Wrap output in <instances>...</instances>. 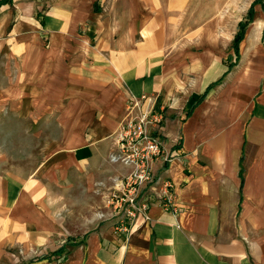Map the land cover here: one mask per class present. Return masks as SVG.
<instances>
[{
    "label": "crops",
    "instance_id": "obj_1",
    "mask_svg": "<svg viewBox=\"0 0 264 264\" xmlns=\"http://www.w3.org/2000/svg\"><path fill=\"white\" fill-rule=\"evenodd\" d=\"M254 1L233 21L223 0L0 5V264H264V0ZM142 93L167 109L176 156L153 173L157 189L173 184L179 212L150 194L148 218L117 235L101 194L130 167L110 161L111 135Z\"/></svg>",
    "mask_w": 264,
    "mask_h": 264
},
{
    "label": "built area",
    "instance_id": "obj_2",
    "mask_svg": "<svg viewBox=\"0 0 264 264\" xmlns=\"http://www.w3.org/2000/svg\"><path fill=\"white\" fill-rule=\"evenodd\" d=\"M165 114V107L158 106L156 95L142 93L129 99L119 123L110 160L129 166L130 171L114 179L104 199L107 219L117 235H129L136 218H148L150 194L157 197L164 211L179 212L170 192L173 184L166 181L157 189L158 180L153 173L155 160L167 163L176 156L165 147ZM144 187L149 188L147 192Z\"/></svg>",
    "mask_w": 264,
    "mask_h": 264
},
{
    "label": "rangeland",
    "instance_id": "obj_3",
    "mask_svg": "<svg viewBox=\"0 0 264 264\" xmlns=\"http://www.w3.org/2000/svg\"><path fill=\"white\" fill-rule=\"evenodd\" d=\"M250 2V0H223L222 3V7L220 9L221 12V16L226 17L227 20L229 21L230 19L233 21L235 20V18L240 17L242 14L245 13L246 11V7L248 5V3ZM210 6V4H207V9L205 11V15L208 17L210 14L213 13V8H208ZM159 105V104H158ZM166 108H165V113H166ZM166 115V114H165ZM119 126V125H118ZM118 130V127L115 129V131L112 133L111 135V139H112V145H114L115 143V138H116V132ZM16 142V141H15ZM5 145V142L3 143ZM21 145L19 143V146L17 148H20ZM113 152V150L111 149V151L109 152V159H110V154ZM111 161V160H110ZM112 162V161H111ZM115 178V177H114ZM111 182H113V179L111 180ZM112 186V183L109 184V188L110 189ZM108 189H106V192L108 191ZM102 198L105 199V193L101 194ZM105 203V201H104ZM107 219V217H106ZM105 220V219H104ZM103 220V221H104ZM50 244L48 245L49 248L52 247V245H54V242H49ZM57 262V261H56Z\"/></svg>",
    "mask_w": 264,
    "mask_h": 264
},
{
    "label": "trees",
    "instance_id": "obj_4",
    "mask_svg": "<svg viewBox=\"0 0 264 264\" xmlns=\"http://www.w3.org/2000/svg\"><path fill=\"white\" fill-rule=\"evenodd\" d=\"M6 1H9V0H0V5H1L3 2H6ZM256 1H259V0H255L254 2H256ZM252 15H253V8H252V6H250V7L248 8V10H247V14H246V16H245V19H244V20H240V21L238 22V31L236 32V34H235V36H234V38H233V43H232L233 49H234V51H235L236 53H237V51H238V44H239L240 40L243 38V36H244L245 29H246L248 23L251 21V19H252ZM217 82H218V81H217ZM217 82H216V83H217ZM216 83H213V84L209 85V86L207 87V89L204 91V93H203L202 95H200L199 97H197V98L195 99V101H193V103H192L191 105L193 106V105H195L198 101H200V100L205 96V94H206V92L208 91V89H209L211 86H213L214 84H216ZM192 106H191V107H192Z\"/></svg>",
    "mask_w": 264,
    "mask_h": 264
}]
</instances>
